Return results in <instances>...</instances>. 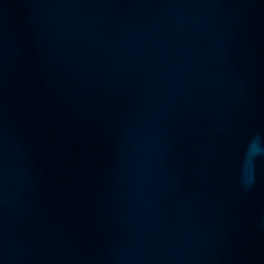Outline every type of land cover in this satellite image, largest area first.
Here are the masks:
<instances>
[{
    "label": "water",
    "instance_id": "obj_1",
    "mask_svg": "<svg viewBox=\"0 0 264 264\" xmlns=\"http://www.w3.org/2000/svg\"><path fill=\"white\" fill-rule=\"evenodd\" d=\"M0 264H264V0H0Z\"/></svg>",
    "mask_w": 264,
    "mask_h": 264
},
{
    "label": "clouds",
    "instance_id": "obj_2",
    "mask_svg": "<svg viewBox=\"0 0 264 264\" xmlns=\"http://www.w3.org/2000/svg\"><path fill=\"white\" fill-rule=\"evenodd\" d=\"M260 139H261L260 137H256V138L252 141V143H251V145H250V149H249V157H250V158H251L252 156L256 155L259 151L262 150V149H260V148L258 147V143H259ZM251 179H252L251 175L248 174L247 177H246V181H245V183H246V184L250 183V182H251Z\"/></svg>",
    "mask_w": 264,
    "mask_h": 264
}]
</instances>
